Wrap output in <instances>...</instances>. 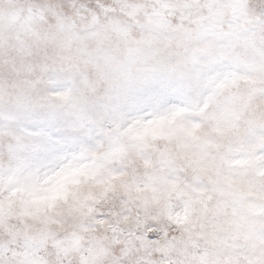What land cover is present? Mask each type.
<instances>
[{"label": "clouds", "instance_id": "clouds-1", "mask_svg": "<svg viewBox=\"0 0 264 264\" xmlns=\"http://www.w3.org/2000/svg\"><path fill=\"white\" fill-rule=\"evenodd\" d=\"M61 2L42 0L45 19L41 20L36 15L40 9L35 0H0V37L3 38L0 42V156L7 152L9 145L16 149L17 155L23 156L36 145L50 147L58 141L88 135H95L96 143H106V138L97 135L95 130L103 127L115 131L121 117L124 127L136 120L154 119L162 113L184 111L174 124L165 128L168 140L158 142L166 155L151 149L137 155L138 141L131 134L120 136L119 143L127 151L123 161L118 156L96 161L93 168L86 169V175L78 178V184L69 186L67 201L60 199L52 208L38 201L33 203L28 195L32 192L36 197L42 196L51 187L42 183L45 170H41L37 179L30 169L14 175L6 165L0 166V189L24 190L17 191L11 203L4 206L6 220L5 227L0 228V247L15 242L14 232H20L18 239L25 243L37 244L46 235V227L56 229L51 223L53 220L71 227L88 224L93 228L86 234L84 243L96 249L92 257L95 264H200L204 248L211 247V242L217 249L223 248L220 241L225 238H228L226 243L243 244V236L248 234L246 227L237 229L235 225L224 224L223 230L218 231L217 218L207 211L201 202L203 198L190 191L177 195L186 191V186L179 183L173 191L171 181L186 162L196 161L210 165L212 171L206 176L193 174V180L215 187L217 193L228 191L225 182L212 184L217 180V169L224 175L238 172L264 192V161L255 167L240 169H230L224 163L242 145H255L261 152L264 145H259L255 136H219L215 131L216 120L211 124L206 122L199 109L193 107L198 66L192 62L190 49L178 43L169 44L158 36L163 51L145 56L126 46L122 34L114 30V25L122 20L118 13L93 25L90 17L64 15L59 8ZM10 13L18 14L15 23L9 22ZM29 16L35 18L26 30L24 22ZM62 20L63 28L60 27ZM210 26L221 37L230 34L227 39L237 46L250 86L264 88V0H218ZM33 31L59 44L30 51L16 45L18 35L30 39ZM89 33L103 36V44L88 40L85 46L76 39ZM145 35L133 29L129 38L141 40ZM210 39L215 40L217 36ZM69 91L71 97L65 99L63 94ZM197 124L201 125L198 138L182 130ZM209 141H214L218 148L208 149ZM145 161L152 167H146ZM121 167L128 174L114 188H109L105 183L109 170ZM232 199L239 214L254 226L252 235L264 239V196L243 201L236 196ZM83 205L94 211L88 213ZM185 211L190 213V221L178 223L175 217ZM101 213L108 217L109 227L95 225ZM145 223L154 225L160 233V252L145 250L135 241L136 233L142 231ZM24 224L31 226L28 239L23 236ZM113 226L116 232L111 230ZM116 235L126 242L113 245ZM236 235L241 239H231ZM65 247H71V242H66ZM106 249L110 251L105 252ZM224 251L227 254V249ZM252 251L264 260V245ZM45 256L41 252L36 259ZM53 259L48 257L49 264H53Z\"/></svg>", "mask_w": 264, "mask_h": 264}, {"label": "snow or ice", "instance_id": "snow-or-ice-1", "mask_svg": "<svg viewBox=\"0 0 264 264\" xmlns=\"http://www.w3.org/2000/svg\"><path fill=\"white\" fill-rule=\"evenodd\" d=\"M35 2L36 7L40 9L36 15L41 20L45 19L43 11L45 5L42 0H35ZM217 4L218 0H114L112 4L109 0H75L73 3L62 0L59 8L66 16L76 14L82 18L90 17L93 25L100 24L102 18L118 13L122 20L114 25V30L122 34V42L126 46L132 47L134 51L145 56L159 55L163 51L157 40L158 36L164 37L169 44L178 43L190 49L192 62L198 66L195 76L196 92L191 101L193 107L199 109L206 122L211 124L214 119L216 120L215 131L219 136L225 138L255 136L259 145H264V88L250 86V77L241 66L242 60L237 46L227 39L230 34H224L221 37L212 31L210 25L215 18ZM7 18L9 22L15 23L18 14L10 13ZM34 18L29 16L24 22L26 30ZM47 19L55 23L51 17ZM60 27H64L63 20ZM133 29L146 35L141 40L130 39L129 34ZM213 35H216L217 39H210ZM76 39L85 46L88 40H95L100 45L104 42V37L99 33L77 36ZM0 42H3L2 37ZM52 43L59 44L58 41H50L34 31L30 39L20 35L16 37V45L22 50L46 49ZM63 95L65 99H69L71 91ZM183 111L184 109H178L171 113L159 114L154 119L136 120L124 127H122L123 118L121 117L116 122L115 131L97 127L96 134L105 137L106 143H96L95 135L68 138L50 147L36 145L32 152L23 156L17 155L16 149L9 145L7 152L0 156V166L6 165L14 175L30 169L31 175L37 179L41 170H45L42 183L51 184V187L47 188L46 194L42 196L36 197L32 192L28 195L32 197L33 203L38 201L52 208L60 199L67 201L71 190L69 186L78 184V178L86 175V169L93 168L96 161L107 156H118L123 161L127 151L126 146L119 143L120 136L131 134V138L138 141L135 146L137 155L150 149L158 151L161 156L166 155V151L161 150L158 142L168 140L165 128L174 124ZM200 128L201 125L197 124L182 130L189 136L197 137ZM206 147L215 149L218 145L214 141H209ZM261 161H264V152L258 151L257 146L252 144L242 145L237 149V154L224 159V163L230 169L255 167ZM193 164L197 166L193 167ZM145 166L152 167V164L145 161ZM211 171L212 168L208 164L188 161L181 168L180 174L171 181L172 190L175 191L178 184L183 183L186 191L179 192L177 195H185L187 191H190L203 198L201 202L205 204L207 211L217 218L218 231L223 230L222 225L230 224L235 225L237 229L246 227L248 234L243 236L245 241L243 244L226 243L228 238L221 240L223 248L220 249L211 242V247L204 248L200 264H264V260L252 251L258 245H264V239L252 235L254 226L245 216L239 214L236 201L232 199L233 196L238 197L240 201L249 197L259 198L264 196V192L256 189L238 172L224 175L219 169L215 171L217 180L212 184L227 183V192L217 193L215 187L193 180V174L206 176ZM127 174L123 167L113 168L109 170L105 183L109 188H114L117 182ZM17 191L24 190L0 189V228L5 227L4 206L6 203H11L17 196ZM218 196L228 198L219 199ZM83 207H87L88 213L94 211L87 205ZM175 219L178 223H187L190 221V213L185 211L178 214ZM44 223L47 225L48 221ZM51 223L56 225V229L46 227V235L37 244H27L18 239L20 232L12 233L15 242L0 247V264H49L48 257L54 258L53 264H95L92 257L95 256L96 249L84 243L86 234L93 231L92 227L83 224L76 228L56 220ZM95 225L99 228L109 227L110 221L101 213L96 217ZM30 228V225L24 224L25 239L30 236ZM111 230L117 231L114 226ZM134 239L138 246L145 250L153 252L162 250L160 233L152 224L145 223L142 231L137 232ZM231 239L239 240L241 236L236 235ZM68 241L71 242V247L66 248L65 243ZM122 242L126 241H122L120 235L113 237V245H120ZM194 247L200 246L194 244ZM224 249H227V254ZM108 251L110 250H105V252ZM41 252L46 253V256L37 260L36 257ZM209 256L213 259L209 260Z\"/></svg>", "mask_w": 264, "mask_h": 264}]
</instances>
